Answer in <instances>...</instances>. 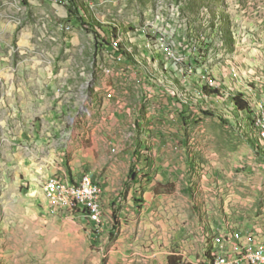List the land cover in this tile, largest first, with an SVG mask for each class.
Wrapping results in <instances>:
<instances>
[{"label": "rangeland", "instance_id": "374dc122", "mask_svg": "<svg viewBox=\"0 0 264 264\" xmlns=\"http://www.w3.org/2000/svg\"><path fill=\"white\" fill-rule=\"evenodd\" d=\"M146 33L169 63L159 59L155 72H170V97L187 108L163 121L160 106L142 101L138 113L151 111L161 139L180 146L178 166H168L171 178L156 180L148 199L124 190L104 205L100 182L104 224L85 220L43 184L59 177L54 171L69 175L94 128L115 126L106 91L90 85L103 80L108 53L123 62ZM186 44L191 53L179 49ZM185 78L195 86L186 90ZM167 91L154 103L168 106ZM238 91L252 113L234 105ZM53 95L69 107L54 110ZM263 122L264 0H0V264H216L217 226L250 225L264 236Z\"/></svg>", "mask_w": 264, "mask_h": 264}, {"label": "crops", "instance_id": "0c3cea01", "mask_svg": "<svg viewBox=\"0 0 264 264\" xmlns=\"http://www.w3.org/2000/svg\"><path fill=\"white\" fill-rule=\"evenodd\" d=\"M146 34L150 36L149 39H147V35L135 38L136 44L132 46V51L126 53L125 60L127 57L129 60L115 62L108 53V65L103 69L106 73L103 80L93 85L88 84L96 92L101 90L106 91L107 95H104L105 106L108 105L109 118L115 126L102 124L100 127L94 128L91 138L92 146L78 147L77 151L83 150L84 155L83 157L81 156L82 158L77 156L70 161L69 165L74 178L77 179L82 173L88 172L94 179L104 185V205L106 204V199L112 194L117 196L124 190L128 192L129 197L139 198L143 196L145 199L154 197L156 195L154 190L156 180H169L171 176L165 170L171 164L178 166L176 164L177 159L174 157V149L178 150L180 146L175 148L171 142L161 139V134L164 131L156 124L157 122H154L155 120L151 116V111H147L148 113L143 117L144 119H140L138 113V109L142 108V105H140L142 101L145 102L143 103V107L147 102H150L154 108L160 106V120L163 119V121L164 117L169 114L168 110L182 112L187 108L186 100L179 97V101H177L170 97L173 90L171 89L172 86L168 84L172 82L166 79L169 78L170 72L164 71V74H157L155 72L159 69L157 67L159 59L163 60L164 64L166 63V67L169 66V63L165 62L163 51L152 39L153 36L149 33ZM148 40L152 43V47L147 46ZM179 49H182L183 52L189 51L191 53L189 44L183 45ZM107 50L109 52V48ZM131 59L132 61H130ZM108 68L112 70L110 75H116L115 79L112 80L106 72ZM132 70L135 71V73L133 72L134 75L131 72ZM128 75L131 77L128 78ZM195 81L194 78H185L182 85L186 87V90H189L195 86ZM157 86L160 88H157ZM92 88L88 89V91L91 92ZM164 89L168 90L170 99H168V106L163 107L154 102L158 99L156 98L159 96L158 93L164 94ZM182 90H179V94H183ZM190 92L192 91L190 90ZM196 98L198 103H203L200 99L201 97ZM52 99L51 106L57 112H60L65 107H69V104L56 99V95H53ZM77 102L78 100L73 98L71 101L72 106H76ZM148 109L151 110L152 108ZM75 113H78V111H75ZM98 128L102 133L100 137L94 135ZM169 130L171 129L169 128ZM94 150H100L98 157L95 155ZM178 164L180 163L178 162ZM126 167L127 176L125 175L124 177L121 171L123 172V169ZM157 167H164L161 168L164 169L161 170L164 172L156 175ZM52 174L53 172L50 175ZM122 180H127L130 186L126 188L120 186L118 183ZM240 226L250 227V225L236 226L230 223L226 229L231 231ZM214 227L212 226V233ZM221 232L223 234L221 239L224 238V231H217L215 237ZM258 238L264 239V236L258 235ZM215 242L220 241L215 240ZM228 243L227 249L231 250L232 253L235 252L237 243L235 241Z\"/></svg>", "mask_w": 264, "mask_h": 264}, {"label": "built area", "instance_id": "2783aa9c", "mask_svg": "<svg viewBox=\"0 0 264 264\" xmlns=\"http://www.w3.org/2000/svg\"><path fill=\"white\" fill-rule=\"evenodd\" d=\"M161 43L162 46H164V41H162V39ZM110 48H115V45L110 43ZM115 54H117L116 51ZM168 59L175 61V54L168 53ZM53 175H59V182L50 183L49 180L46 181V184H43L44 190H48L52 195L53 190H60L63 191V198L89 201L92 203V210L73 212L79 214L85 220L97 221L100 224H104L103 220L98 219L96 205V192H98L100 181L94 179L88 172L82 173L76 179L73 177L70 167L69 175H62L61 171H54ZM51 207L57 208V206ZM217 231H224V238L220 239V264H231L235 260H244V264L264 263V239H259L258 233L252 230L251 227L240 226L228 231L226 228L217 226ZM234 241L237 243L235 252L232 253L231 250H222L223 242L232 243ZM244 246H253V253H244Z\"/></svg>", "mask_w": 264, "mask_h": 264}, {"label": "bare ground", "instance_id": "6f19581e", "mask_svg": "<svg viewBox=\"0 0 264 264\" xmlns=\"http://www.w3.org/2000/svg\"><path fill=\"white\" fill-rule=\"evenodd\" d=\"M261 131L264 135V122H263V128H261ZM50 183H58L59 182V177L55 176L52 179L49 180ZM47 196L55 201V202H65L66 204H73L75 206H78L82 208L83 210H92V203H90L87 200H76V199H71V198H63V191L60 190H53V195L46 190ZM96 205H97V210H98V218L102 215V187L99 184V189L98 192H96ZM246 253H253V248L248 249ZM236 264H238L241 260H235ZM216 264H220L219 258L216 260ZM256 264H264V263H256Z\"/></svg>", "mask_w": 264, "mask_h": 264}, {"label": "trees", "instance_id": "16d2710c", "mask_svg": "<svg viewBox=\"0 0 264 264\" xmlns=\"http://www.w3.org/2000/svg\"><path fill=\"white\" fill-rule=\"evenodd\" d=\"M213 94H219L218 90H209ZM246 93H243L242 91L236 92L233 96V102L234 105H236L239 109L249 111L252 113L251 104L246 98ZM208 114H211V112L206 111Z\"/></svg>", "mask_w": 264, "mask_h": 264}]
</instances>
